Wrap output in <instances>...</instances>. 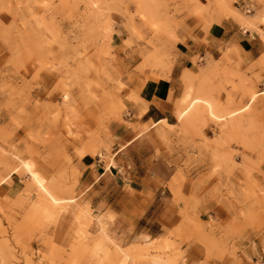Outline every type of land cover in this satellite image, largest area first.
Instances as JSON below:
<instances>
[{
	"label": "rangeland",
	"instance_id": "obj_1",
	"mask_svg": "<svg viewBox=\"0 0 264 264\" xmlns=\"http://www.w3.org/2000/svg\"><path fill=\"white\" fill-rule=\"evenodd\" d=\"M205 1L204 6L200 0H0V110L6 114L0 116V264H181L183 253L170 238L175 234L116 241L107 228L112 216L101 219L94 213L98 191L102 207L115 201L112 207L119 210L128 204L127 195L113 185L132 177L128 165L119 166L122 157L148 167L164 152L173 155L179 149L187 170L207 168L196 185L217 183L216 191L227 192L224 198L235 197L234 187H240L238 195L249 204L242 214L245 223L264 227V210H257L264 206V188L254 182L255 175L264 177V53L248 62L229 44L216 61L195 57L200 74L183 75L188 90L175 101V123H135L127 105L137 102L134 91L126 92L138 78L115 56L118 27L138 42L143 63L135 72L141 74L147 68L168 70L166 52L150 55L149 50H155L160 36L178 40L174 19L183 11L207 25L216 13L235 16L246 30L261 33L264 43L258 27L264 25V0H251L250 14L236 8L239 0ZM145 27L155 30L147 41ZM203 64L210 72L204 74ZM124 129L133 134L126 141ZM238 155L247 181L236 185ZM87 160L89 167L82 169ZM90 172L99 184L81 189ZM181 177L186 179L183 170ZM191 199H180L186 206L180 216L192 227L188 241L205 247L202 264L236 256L234 243L241 234L224 231L212 219L200 222L198 199Z\"/></svg>",
	"mask_w": 264,
	"mask_h": 264
},
{
	"label": "crops",
	"instance_id": "obj_2",
	"mask_svg": "<svg viewBox=\"0 0 264 264\" xmlns=\"http://www.w3.org/2000/svg\"><path fill=\"white\" fill-rule=\"evenodd\" d=\"M200 1L204 6L206 5L205 0ZM235 6L238 10H245V7H250V13H252L254 11L252 7L255 6V3L251 0H239ZM174 20V34L178 40L160 36L156 41L155 50H149L150 55L158 49L166 52V61L169 63L166 69L168 70L147 68L143 74L135 72L136 68L143 63L142 56L137 52L138 42L129 37L126 29L116 28L120 34L114 38L118 49L115 56L126 73L138 78L129 84L128 92H126L131 95L134 91L133 95L137 98L136 103L127 101L130 114L136 118L135 123L176 122L175 101L182 100L185 91L188 90L182 79L183 75L187 76L188 73H192L193 76H197L200 74L199 67L201 66L195 65L193 62L195 57L200 56L209 62L212 59L216 61L220 50L229 44L239 47L243 52L240 57L248 62L259 59L264 53L261 33L254 34L252 30H246L235 16L226 18L220 17L216 13L214 16L208 17L209 23L207 25L205 19L195 16L191 11H183ZM138 25L144 26L141 22H138ZM204 26H208V29H204ZM258 27L260 32L264 34V25ZM154 33L155 30L145 27V41L152 38ZM150 55L145 53V59L147 62L154 63ZM235 57L237 55H230L232 59ZM203 69H205L204 74H206L207 71L210 72L211 67L203 64ZM152 73H155L156 76L152 77ZM196 84H200V82L198 81ZM200 87L199 85L197 88L200 90ZM142 110L144 112L140 115ZM0 116L4 119L6 117L5 112L0 110ZM206 134L213 138L210 132ZM132 135V132L126 129L121 132V138L125 141L130 139ZM142 136L131 139L120 151L121 154H124V151L128 152ZM232 149L241 153L244 152L242 148L233 147ZM179 154H183L180 149L173 155L164 152L161 157L155 158L148 167L138 164V161H125V157H122L119 166L128 165V172L132 174V177L129 179L119 178L113 185L127 195L128 204L119 210L113 208L115 201L112 204L113 207H102L104 196L98 191L97 194H100L96 199L98 204L94 206L96 208L94 213L98 218L105 219L112 216V221L107 222L109 235H113L111 237L116 241L143 237L154 240L159 236H167L169 233H173L175 236L170 237L171 241L176 243L178 251L182 252L184 256L181 264L205 263V247L201 243L188 241L192 236V227L187 222H183L180 216V212L186 207L184 202H193L191 198H194L195 200L198 199L199 202L197 208L199 215L197 216L200 222L207 223L212 219L221 224L224 231L227 232L228 228H232L241 234L234 243L238 249L236 256L226 255L221 258H211L207 261L208 264H264V227L260 228L258 225L249 227L245 223L242 214L248 211L249 204L248 201L238 195L241 192L240 187H234V192L237 193L235 197L224 198L227 192L220 187L216 191L217 183L206 182L196 185V179L207 170L206 166L198 165L189 171L188 168L184 167L185 156L180 158ZM234 163L238 166V168L236 167L237 171L234 172L235 184L238 185L239 182L247 181L242 170L245 164L243 156H235ZM87 164H89V160L82 162L80 166L83 169L89 167L86 166ZM208 167L211 168V165L208 164ZM181 170L185 172L186 179L181 177ZM261 170L264 173V162ZM90 176H92V172L82 178L81 189L84 187L91 189L99 184ZM254 182L264 188V177L255 175ZM181 198H184L185 201L181 202ZM257 210H264V206L257 208ZM219 235L220 232L217 237ZM233 241L234 239L230 240L226 246L228 250H232ZM136 242L135 240L132 243ZM143 264L159 263L145 262Z\"/></svg>",
	"mask_w": 264,
	"mask_h": 264
},
{
	"label": "built area",
	"instance_id": "obj_3",
	"mask_svg": "<svg viewBox=\"0 0 264 264\" xmlns=\"http://www.w3.org/2000/svg\"><path fill=\"white\" fill-rule=\"evenodd\" d=\"M245 11H246L247 13H250V12H251V8H250V7H245Z\"/></svg>",
	"mask_w": 264,
	"mask_h": 264
},
{
	"label": "bare ground",
	"instance_id": "obj_4",
	"mask_svg": "<svg viewBox=\"0 0 264 264\" xmlns=\"http://www.w3.org/2000/svg\"><path fill=\"white\" fill-rule=\"evenodd\" d=\"M99 157H102V155H99Z\"/></svg>",
	"mask_w": 264,
	"mask_h": 264
}]
</instances>
